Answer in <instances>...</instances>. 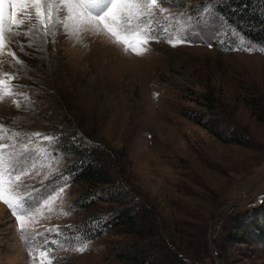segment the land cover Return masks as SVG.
I'll return each mask as SVG.
<instances>
[{
  "label": "rangeland",
  "instance_id": "rangeland-1",
  "mask_svg": "<svg viewBox=\"0 0 264 264\" xmlns=\"http://www.w3.org/2000/svg\"><path fill=\"white\" fill-rule=\"evenodd\" d=\"M217 1L159 0L172 13L204 16L210 24L214 16L219 19L204 31L193 21L190 30L198 35L190 43L173 47L165 39L151 41L143 55L125 52L123 44L90 30L77 42L60 23L45 35L34 9L5 3V13H22L17 20L23 23L12 26L19 35L5 33L7 43L0 49V80L13 85L15 94L0 100V125L8 129L0 144L9 152L38 146L51 153L35 160L17 191L39 201L22 213L29 229L23 235L51 249L52 264H124L113 247L138 239L114 230L92 238L79 228L93 216L75 205L82 185L68 179L69 158L62 150L66 132L76 129L77 134L69 133L73 138L109 147L112 173L128 190L126 199L149 202L161 240L176 247L187 264H264V239L236 233L234 226L243 216L251 220L259 214L264 198V52L242 50L239 41L257 48L264 43L228 23ZM49 2L54 19L63 20L67 10L56 11L59 0H41L45 7ZM156 16L163 21L159 12ZM30 29L31 36L23 35ZM21 93L34 103L25 104ZM210 107L220 127L236 126L248 144L225 140L187 114ZM45 135L53 142L43 140ZM116 205L100 200L92 212L107 216ZM17 228L16 217L0 200V264H34ZM84 240L87 250L74 251Z\"/></svg>",
  "mask_w": 264,
  "mask_h": 264
},
{
  "label": "snow or ice",
  "instance_id": "snow-or-ice-1",
  "mask_svg": "<svg viewBox=\"0 0 264 264\" xmlns=\"http://www.w3.org/2000/svg\"><path fill=\"white\" fill-rule=\"evenodd\" d=\"M6 2L9 3L11 9H34L39 23L45 29V35L48 34L50 26L60 23L64 32L76 39L77 42L83 43L81 33L90 30L97 34L107 35L112 39V42L123 44L125 52L131 50L137 55L145 54L151 41L165 39L173 47L190 43V37L198 35V33L190 30L193 21H195V27L200 28V31H204L205 28H210L219 19V17L214 16L212 24H210L204 16L194 18L191 15H186L185 12L172 13L161 7L159 0H59L56 11L59 12L60 9L67 10V15L61 20L59 16L54 19L52 2H49L45 7L41 0H10V2L9 0H0V49L7 43L5 33L19 35L20 33L12 31V26L16 24L19 27L23 23V20H17V15L22 13L12 11L5 13L4 5ZM157 12L163 17V21L156 16ZM69 21H71V26L68 23ZM85 25H87V28H85ZM23 35L31 36V29ZM239 44L242 50L264 52V46L257 48L254 45H245L242 39ZM10 54L15 58V53ZM12 78L14 77H10V79ZM11 87L13 85L0 80V100L15 95L11 91ZM20 95L25 104L34 103L26 94L21 93ZM13 103L17 107L20 105V101L17 100H14ZM7 132L8 129L0 125V139ZM12 135L19 134L13 132ZM27 135L32 137L41 136L40 133ZM42 139L51 143L54 137L45 135ZM8 147V145L0 144V200L7 205L12 215L16 217L17 230L22 233L21 239L29 245L30 256H32L34 264H36L37 258L38 264H52L54 258L49 256L51 249H43L42 246L33 245L32 241L26 235H23L29 229L25 215L22 213L30 212L34 204L39 201H33L30 194L25 198L17 191L22 177L28 174L30 167L35 166V160L41 156H51V153L47 148L38 146L32 149L24 146L19 153L5 151ZM62 191L63 187L59 189V192ZM53 199L55 198L53 197ZM48 231H58V227ZM35 239V237L32 238V240ZM44 243L47 244V240ZM53 243H56V241H53ZM87 248L88 243L84 240L80 246L74 247L73 250L82 253ZM34 253L35 255H33Z\"/></svg>",
  "mask_w": 264,
  "mask_h": 264
},
{
  "label": "trees",
  "instance_id": "trees-1",
  "mask_svg": "<svg viewBox=\"0 0 264 264\" xmlns=\"http://www.w3.org/2000/svg\"><path fill=\"white\" fill-rule=\"evenodd\" d=\"M216 9L245 37L264 43V0H218ZM216 113L210 107L208 110L191 109L187 114L225 140L248 144V138L236 126L228 123L226 127H220ZM214 124L217 127L214 128ZM77 131L70 130L72 134H77ZM70 132H66L62 150L69 158L66 165L68 179L82 185L75 205L93 216L79 227H84L85 235L94 238L110 230L135 233L138 236L136 241L121 242L113 247L115 256L124 264H187L176 247L172 248L161 240L164 239L163 234L149 202L143 197H137L136 201L126 199L128 190L121 187L112 173L113 152L109 147L98 141L73 138ZM100 200L113 201L117 203L116 208L107 216H104L105 212H92ZM258 206L259 214L251 220L247 216L236 220V233L252 232L257 239H264V198Z\"/></svg>",
  "mask_w": 264,
  "mask_h": 264
},
{
  "label": "water",
  "instance_id": "water-1",
  "mask_svg": "<svg viewBox=\"0 0 264 264\" xmlns=\"http://www.w3.org/2000/svg\"><path fill=\"white\" fill-rule=\"evenodd\" d=\"M236 205H237V204L232 205V206L226 211V213H225L224 216H226L227 213H229L232 209H234V208L236 207ZM216 235H217V233H214V234H212L211 237H210V239H211V246H212V249H213V251H214L215 256L218 255V250H217V248H216V246H215V244H214V242H213V238H214Z\"/></svg>",
  "mask_w": 264,
  "mask_h": 264
}]
</instances>
